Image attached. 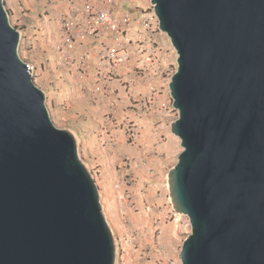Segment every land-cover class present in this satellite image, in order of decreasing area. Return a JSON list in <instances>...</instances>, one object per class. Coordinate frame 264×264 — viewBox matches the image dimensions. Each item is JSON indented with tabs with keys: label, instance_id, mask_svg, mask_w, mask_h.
Segmentation results:
<instances>
[{
	"label": "water",
	"instance_id": "obj_1",
	"mask_svg": "<svg viewBox=\"0 0 264 264\" xmlns=\"http://www.w3.org/2000/svg\"><path fill=\"white\" fill-rule=\"evenodd\" d=\"M177 52L168 174L182 264H264V0H151ZM0 0V264H116L101 190Z\"/></svg>",
	"mask_w": 264,
	"mask_h": 264
},
{
	"label": "rangeland",
	"instance_id": "obj_2",
	"mask_svg": "<svg viewBox=\"0 0 264 264\" xmlns=\"http://www.w3.org/2000/svg\"><path fill=\"white\" fill-rule=\"evenodd\" d=\"M4 1L21 32L20 56L34 68L53 123L76 136L96 178L116 239V264H182L192 226L173 209L168 188L183 151L170 135L179 117L169 89L178 55L151 20V0H113L114 20L127 32L101 38L87 33L89 8L108 7L107 0ZM70 31L75 46L69 51ZM116 39L131 54L118 68L100 60Z\"/></svg>",
	"mask_w": 264,
	"mask_h": 264
},
{
	"label": "built area",
	"instance_id": "obj_3",
	"mask_svg": "<svg viewBox=\"0 0 264 264\" xmlns=\"http://www.w3.org/2000/svg\"><path fill=\"white\" fill-rule=\"evenodd\" d=\"M113 4V0H107L108 7H99L96 8L94 5L89 8V16L92 19L90 21L89 30L87 33L89 35H93L96 37L101 38L105 34L108 35L109 33L116 34V35H124L127 32L128 26L125 27V24L122 22H118L114 20V16L112 14L111 5ZM154 7V6H153ZM151 20L156 21L155 24L157 25L156 30L160 29V23L156 16L153 14ZM151 22V21H150ZM69 29L72 30L70 27ZM161 30V29H160ZM154 31V30H153ZM69 36L67 38L68 42V50L74 49L75 40L72 38L71 31L68 33ZM118 39V38H117ZM116 43L114 45L108 44L104 46L103 51L100 55V60L105 61L108 60L110 64H114L113 67L118 68L120 66L126 65L131 60V54L126 49L120 48V43ZM29 68L32 70L33 77L34 75V68L29 65Z\"/></svg>",
	"mask_w": 264,
	"mask_h": 264
},
{
	"label": "crops",
	"instance_id": "obj_4",
	"mask_svg": "<svg viewBox=\"0 0 264 264\" xmlns=\"http://www.w3.org/2000/svg\"><path fill=\"white\" fill-rule=\"evenodd\" d=\"M104 73H105V72H103V74H104ZM103 74L101 75L102 78H103L102 80H104V78H105V76H106V75H103ZM96 82H97V80H96ZM102 83H103V81H102ZM99 92H100V93H103L102 90H100ZM104 92H105V91H104ZM101 95H102V94H101ZM170 135L172 136L171 139H172V142L174 141L175 146L178 147V148L181 147V141H180V139H179L178 137H176V136L172 133L171 129H170ZM178 155H179V154H178Z\"/></svg>",
	"mask_w": 264,
	"mask_h": 264
}]
</instances>
